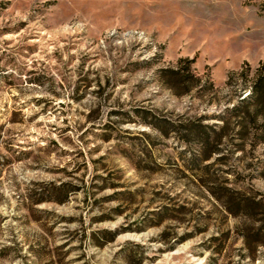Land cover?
<instances>
[{
  "label": "rangeland",
  "instance_id": "rangeland-1",
  "mask_svg": "<svg viewBox=\"0 0 264 264\" xmlns=\"http://www.w3.org/2000/svg\"><path fill=\"white\" fill-rule=\"evenodd\" d=\"M261 75L264 0H0V264H264Z\"/></svg>",
  "mask_w": 264,
  "mask_h": 264
},
{
  "label": "trees",
  "instance_id": "trees-1",
  "mask_svg": "<svg viewBox=\"0 0 264 264\" xmlns=\"http://www.w3.org/2000/svg\"><path fill=\"white\" fill-rule=\"evenodd\" d=\"M230 79V78H229ZM248 98H243L241 102L248 99L251 100H261L264 97V75L259 76L250 87L249 93L247 94Z\"/></svg>",
  "mask_w": 264,
  "mask_h": 264
}]
</instances>
